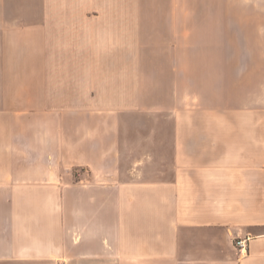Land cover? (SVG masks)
<instances>
[{"label": "crops", "instance_id": "0c3cea01", "mask_svg": "<svg viewBox=\"0 0 264 264\" xmlns=\"http://www.w3.org/2000/svg\"><path fill=\"white\" fill-rule=\"evenodd\" d=\"M38 1L0 0V264H264V0ZM219 49L242 103L153 119Z\"/></svg>", "mask_w": 264, "mask_h": 264}, {"label": "rangeland", "instance_id": "374dc122", "mask_svg": "<svg viewBox=\"0 0 264 264\" xmlns=\"http://www.w3.org/2000/svg\"><path fill=\"white\" fill-rule=\"evenodd\" d=\"M39 1L38 0H26V7L29 9H34L38 7ZM139 4V7L142 8H162L163 2L160 1H152V0H123V8H131L133 5ZM134 5V7H135ZM173 7H178V2H171L170 5ZM226 7L224 4L219 3V8ZM12 7H14V0H12ZM200 7V6H196ZM187 8H195V2L188 1L187 2ZM209 17H203L200 18L202 20V24L200 27H198V30H196V33L192 34V39L200 40L202 41H210L213 40V44L218 41V46H223L222 41L224 42L227 38V34L225 32H222V28L219 26H213L210 25ZM237 35L235 36V39H237ZM210 52V49L207 50ZM225 49L221 51L219 49L217 60L218 64H211V65H201V68L199 69L200 72L205 76L204 79L201 80H195V81H187L186 82V90L182 91L183 96L182 98H174L171 97V109L169 112L165 114H158L155 115L156 120H162L167 119L166 117H170L171 120H209V119H220L225 120L226 119V108L229 101L232 103L234 102L236 105L242 103L243 98V82L242 80H236V81H227L225 73L227 72V65L224 64L226 59L224 57ZM199 72V71H198ZM208 75H207V74ZM213 74L212 76H217V79H206L210 74ZM235 73L237 71L235 70ZM236 77L237 74H236ZM249 84L250 82H246ZM252 83V82H251ZM184 89V88H183ZM194 91H197V95H192ZM145 100H148V98H144ZM151 101L155 103H162V97H156V98H149ZM166 99V98H165ZM176 99L181 100V107H177L175 105L178 103ZM229 100V101H228ZM194 105L201 108V110H204L203 112H188ZM186 109L187 111L179 112L180 110ZM206 111V112H205ZM185 113V114H184ZM166 116V117H164ZM142 120H146V118H139ZM148 119H152V117H147ZM44 167L45 162H44ZM61 167V166H60ZM85 169L83 171H80L78 169L74 170V178L75 182L81 181L83 178V174ZM174 195L171 194V201H174ZM154 199L156 202L162 200V194L160 193H143L138 194V200L144 204V207H146L147 200ZM143 209H140V215L145 216V208L144 212ZM175 209L171 208V215L175 214ZM237 239V238H236ZM235 239V240H236ZM236 246V244H235Z\"/></svg>", "mask_w": 264, "mask_h": 264}, {"label": "built area", "instance_id": "2783aa9c", "mask_svg": "<svg viewBox=\"0 0 264 264\" xmlns=\"http://www.w3.org/2000/svg\"><path fill=\"white\" fill-rule=\"evenodd\" d=\"M250 239L251 238L248 236L246 238H237L235 240L236 247L240 251V254H247Z\"/></svg>", "mask_w": 264, "mask_h": 264}]
</instances>
